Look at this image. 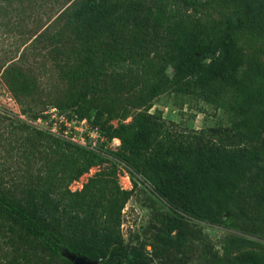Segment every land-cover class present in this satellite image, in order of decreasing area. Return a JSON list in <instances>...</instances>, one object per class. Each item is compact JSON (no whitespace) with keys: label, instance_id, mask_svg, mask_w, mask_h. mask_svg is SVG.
Returning <instances> with one entry per match:
<instances>
[{"label":"trees","instance_id":"1","mask_svg":"<svg viewBox=\"0 0 264 264\" xmlns=\"http://www.w3.org/2000/svg\"><path fill=\"white\" fill-rule=\"evenodd\" d=\"M55 19L102 46L99 70L85 75L81 71L92 58L90 50L74 69L72 77H82L80 101L74 102L73 110L55 107L78 118L90 107L96 108L97 103L87 96L100 91L104 60L118 45L151 67L144 91L148 99L167 89L195 90L216 96L215 100L228 91L226 107L232 114L233 134L255 139L264 133V60L258 57L264 37V0H72ZM6 77L20 101L21 87L13 69L6 70ZM122 86L117 82V88ZM105 110L110 111L107 103L96 114ZM41 112L26 117L35 119ZM87 121L105 134L102 124ZM158 133L157 124L137 112L113 127L109 137L119 139L118 160L146 179L171 210L264 236V166L259 164L264 159V142L254 151L237 147L200 154L191 146L159 143L154 140ZM66 142L69 145L62 150L53 146L58 157L50 163L58 164L57 170L50 166L44 175L27 173L34 181L22 185L13 180L15 176H0L9 179L0 180V253L7 258L5 264H72L61 254L63 249L101 264H151L145 246L126 244L119 230V212L130 190L115 187L113 194L102 199L90 196L86 183L79 191L65 187L56 194L53 179H75L100 158L99 147L92 150ZM34 144L30 143L26 157L33 156ZM113 166L106 167L108 173H113ZM101 173L90 177L88 184L95 186L100 182L95 179H106ZM2 174L10 175L7 170ZM159 221L161 227L153 238L162 248L180 250L199 240L203 264H264V250L226 256L224 252L237 241L235 236L223 238L219 254L182 215L164 213Z\"/></svg>","mask_w":264,"mask_h":264},{"label":"rangeland","instance_id":"2","mask_svg":"<svg viewBox=\"0 0 264 264\" xmlns=\"http://www.w3.org/2000/svg\"><path fill=\"white\" fill-rule=\"evenodd\" d=\"M71 1L0 0V176H15L13 180L17 184L34 181L27 173L44 175L50 166L57 170L58 164L50 163L58 157L53 146L62 150L64 145H69L66 139L32 126L27 122L28 118L49 106L75 107L74 102L80 101L77 95L82 77L74 78L72 74L89 50L92 58L86 68H82L83 75L99 70L96 66L101 59V43L80 37L55 19ZM262 41L258 57L264 60V37ZM150 68L139 56L132 58L127 47L118 45L110 59L104 60V74H99L102 77L98 86L100 91L90 92L87 96L98 106L90 107L83 116L105 127L102 129L106 135L102 134L104 139L97 144L101 149L100 158H95V163L75 179H53L56 194L63 193L65 187L69 191H79L86 183L89 195L102 199L113 194L115 187L130 190L119 212V230L126 244L145 246L151 264H203L200 258L203 244L199 240L183 245L180 250L171 246L162 248L154 240V233L161 227L159 217L164 213L182 215L194 230L200 231L204 242L219 254L223 253V238L227 235L235 236L237 241L224 252L226 256L247 250H264V236L261 234L209 223L171 210L146 179L115 156L119 139L109 137V133L119 122H128L137 112L145 113L157 124L159 133L155 135V141L164 145L174 142L179 146H191L200 154L237 147L254 151L264 142V133L255 139H241L233 134L229 128L232 114L226 107L230 96L228 91H223L219 100L195 90L182 93L171 89L148 99L144 91ZM7 69H13L17 76L16 83L21 87L20 101L8 86ZM117 82L123 86L117 88ZM103 103L109 104V113L105 110L96 114ZM107 124L111 129H107ZM52 138L60 144L53 143ZM31 142H35L30 148L34 153L28 158L26 154ZM110 164L114 165L113 173L107 172L106 167ZM259 164L264 166V159ZM6 170L10 175L2 174ZM98 172H102L106 179H95V183L100 181L95 186L88 184V179ZM1 237L0 245H3ZM6 259L0 253V264H5Z\"/></svg>","mask_w":264,"mask_h":264},{"label":"built area","instance_id":"3","mask_svg":"<svg viewBox=\"0 0 264 264\" xmlns=\"http://www.w3.org/2000/svg\"><path fill=\"white\" fill-rule=\"evenodd\" d=\"M27 122L92 150L104 139L97 126L91 125L85 118H78L74 113L55 106L47 107L35 119L28 118Z\"/></svg>","mask_w":264,"mask_h":264},{"label":"water","instance_id":"4","mask_svg":"<svg viewBox=\"0 0 264 264\" xmlns=\"http://www.w3.org/2000/svg\"><path fill=\"white\" fill-rule=\"evenodd\" d=\"M61 254L72 264H101L98 260L90 259L84 255L71 253L65 249L62 250Z\"/></svg>","mask_w":264,"mask_h":264}]
</instances>
